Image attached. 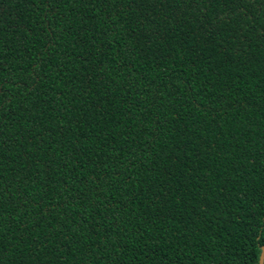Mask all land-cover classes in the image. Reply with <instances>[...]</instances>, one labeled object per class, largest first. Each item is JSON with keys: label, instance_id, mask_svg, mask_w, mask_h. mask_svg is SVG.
Returning a JSON list of instances; mask_svg holds the SVG:
<instances>
[{"label": "trees", "instance_id": "16d2710c", "mask_svg": "<svg viewBox=\"0 0 264 264\" xmlns=\"http://www.w3.org/2000/svg\"><path fill=\"white\" fill-rule=\"evenodd\" d=\"M263 247L264 0H0V264Z\"/></svg>", "mask_w": 264, "mask_h": 264}, {"label": "water", "instance_id": "95a60500", "mask_svg": "<svg viewBox=\"0 0 264 264\" xmlns=\"http://www.w3.org/2000/svg\"><path fill=\"white\" fill-rule=\"evenodd\" d=\"M264 253V247L262 248V254ZM262 259V258H261Z\"/></svg>", "mask_w": 264, "mask_h": 264}]
</instances>
